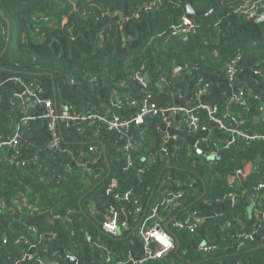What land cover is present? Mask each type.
<instances>
[{"label": "crops", "instance_id": "obj_1", "mask_svg": "<svg viewBox=\"0 0 264 264\" xmlns=\"http://www.w3.org/2000/svg\"><path fill=\"white\" fill-rule=\"evenodd\" d=\"M238 5L239 0H236V7ZM3 57L4 55L0 58V172L3 166H8L12 171L23 167L42 182L58 179L54 168L62 165L66 167L65 170L79 171L99 167L100 173L105 172L106 175L107 167L98 141L106 145L110 174L113 169L126 165L125 145L131 141L146 159L155 160L160 155L172 158L179 150L186 149L188 156H206L207 161H211L215 157V150L226 145L235 132L264 135V63H259L253 57L242 58L231 81L225 67H191L174 78L166 77L163 81L158 79L157 71L152 75L147 70L141 73L145 90L149 93V101L161 108L180 107L188 110L207 103L219 105L222 113H226L229 105H234H227L230 100L243 92L248 104V120L229 130L230 134L226 135L225 140L212 137L211 127L217 125L212 126L213 123L210 122L203 129L196 120L191 122L189 113L181 111L171 118V124L162 117H149L143 124L124 132L116 142L108 143L103 136L105 129L89 119L71 120L69 123L59 121L54 129L55 134H52L47 119L35 118L23 123L22 118L28 114H44L47 111L45 102L50 101L54 109H66L81 116L91 112L106 117L114 115L120 119H129L144 101V92L135 77L118 83L106 74H100L83 82H74L69 77L54 73L53 78L39 75L38 73L50 71L18 67L9 58L5 61ZM29 92L33 95L26 94ZM230 131H233L232 134ZM16 134L19 149L17 156L14 148L7 143ZM198 141H205L210 145L206 154L204 151L203 154L194 153L193 145ZM91 145L95 147L94 151H89ZM256 158L257 162L246 160L239 168L240 173H235L237 169L230 173L231 184L235 182V185L239 184L245 189L248 181L264 183V152ZM19 161H23L24 165H16ZM176 176L193 178L192 174L169 167L165 179L168 181ZM110 181L84 193L78 200V208L63 215L52 211L57 201L48 210L39 212L32 206L23 207L19 204L20 198H16L10 214L4 215L6 210L0 213V264H20L27 255L29 258L25 261H32L34 264H142L138 261L144 256V242L137 236L136 227L143 211L126 210L119 203L120 199L115 198L109 189ZM182 182L171 181L170 184L172 187L175 183L180 186ZM187 182V189H190L191 194L184 193L179 201L181 199L183 205L184 200H188L192 206L189 208L188 205L181 210H195L202 217L201 223H209L201 228L199 246L236 235L241 244L257 238V246L254 248L264 249L261 246L264 244V188L260 189L261 194L258 195L254 186L249 194L248 204L240 211L236 200L229 197H207L204 186H199L192 179ZM170 192L171 189L164 188L154 200L159 208V217L165 222L180 220V212H176L180 206L179 201L172 206L168 205V212L163 211V203ZM109 206L122 214V224L116 235L106 234L100 226L101 219L110 214ZM15 207H18L17 212L14 211ZM9 230L23 232L20 235L27 237V241L21 243L27 246L26 251L21 253L17 248L5 245ZM248 234L251 238H247ZM156 240L157 243L152 244L154 249L158 245L168 244L167 238L162 234ZM176 241L178 240H173L174 249ZM189 245L192 246V242ZM189 245L181 249V252L178 248L177 253L172 249L177 254L176 257L170 251L158 258H169L170 264H190L189 260L184 261L178 254H185ZM31 247L34 249L33 255L28 254ZM234 247L235 245L231 249ZM66 253L73 254L76 260L70 261ZM208 264L231 263L223 259ZM260 264H264V258Z\"/></svg>", "mask_w": 264, "mask_h": 264}, {"label": "trees", "instance_id": "obj_2", "mask_svg": "<svg viewBox=\"0 0 264 264\" xmlns=\"http://www.w3.org/2000/svg\"><path fill=\"white\" fill-rule=\"evenodd\" d=\"M152 3L155 4L154 9L142 10V6ZM191 4L198 10L213 8L205 15H193V28L182 36L175 30L183 25L186 0H1L0 7L10 23V35L7 39L6 21L0 16V53L7 40L4 55L18 67L50 71L57 76L69 77L74 82L106 74L120 83L145 70L151 75L157 71L158 77L171 79L176 73L191 67H225L237 56L253 57L259 63H264V21L256 22L235 12L236 0H191ZM247 106V102L229 105L226 111L228 116L220 110L218 115L223 125L229 129L243 125L249 117ZM193 114L200 126L210 125L211 120L205 111L196 108ZM211 131L213 138L226 139V129L216 126L211 127ZM121 135L122 132L115 130H105L103 134L106 143L116 142ZM199 146L205 154L210 148L205 141H201ZM263 150L262 138L246 141L236 134L228 147L215 150L221 156L219 161H207L206 156L194 153L197 157L188 156L186 149L179 150L172 158L160 155L150 160L142 155L140 149L130 148L127 154L131 158V165L113 169L109 176L105 172L100 173L99 167L79 171L65 170L66 167L62 165L54 168L59 178L47 182L39 181L23 167L12 171L8 166H3L0 172V202L7 206L4 214L7 215L12 212L18 197L20 205L32 206L39 212L48 210L57 201L52 211L63 215L78 208V200L84 193L114 178L112 193L123 194L128 190L132 193L129 199H120L119 203L126 210L140 207L142 211H149L156 205L155 196L164 188L172 190L166 199L176 191L191 194L187 181L192 179L205 187L207 197L235 194L242 211L248 204L256 181H248L243 189L235 182L231 184L230 173L241 168L248 159L257 162L256 157ZM169 167L192 174L193 178L176 176L167 181L165 173ZM141 168L143 171L138 172ZM180 180L183 181L182 185L175 183V186H171V181ZM179 202L176 212H180L178 217L182 220L189 209H181L192 205L188 200H184L183 205L181 199ZM163 204V211L168 212L170 204ZM197 215L201 217L198 212ZM157 218L162 224L165 222L159 217V210ZM174 221L167 225L165 231L172 240L179 241L180 252L192 242L185 254L178 253L190 264H208L223 259L231 264H260L264 258V249L254 248L257 238L241 244L236 235L207 242V245H214L215 248L205 254L199 246L200 231L209 223H201V220L196 224L195 233H190L185 228L174 227ZM20 234L23 232L9 230L5 245L17 248L22 253L27 246L15 242ZM172 255L177 256L174 251ZM169 260L156 257L142 264H170ZM20 264L34 263L25 261Z\"/></svg>", "mask_w": 264, "mask_h": 264}, {"label": "built area", "instance_id": "obj_3", "mask_svg": "<svg viewBox=\"0 0 264 264\" xmlns=\"http://www.w3.org/2000/svg\"><path fill=\"white\" fill-rule=\"evenodd\" d=\"M154 7H155L154 3H152L151 5L146 4L142 6V10L150 11L154 9ZM234 11L237 13H241L256 22H262L264 21V0H239V5L235 7ZM42 19L46 20V17H43ZM183 21H184L183 25L179 26V28L175 30V32L177 33L179 32V34L182 36L186 32H188L191 28H193V24L191 20H188L184 16ZM242 58L243 57L241 56H237L225 66L230 81L234 79L241 65ZM178 74L179 73H176V75ZM133 77L137 79L140 87L142 88L144 92V101L138 107L137 112L129 119H120L118 116H114V115L111 117H106L104 115L97 114V113H91V112H88L84 116H81L78 114H73L66 109H61V110L54 109L50 101H46L45 106L47 108V111L44 114L38 115V116L33 115V114L24 115L22 118V122L26 123L27 121L33 120L35 118L47 119L49 129L51 130L52 134L53 132L55 134L54 129H55L56 124L59 121H65L69 123L71 122V120L89 119V120L99 123L105 130H115L118 132H122L123 134L129 129H132L136 126L143 124L144 121L149 117H162L168 124H171V118L172 117L174 118L177 114L181 113V111H185L190 114L191 122L193 120H196L198 122L197 117L193 114L194 109L198 108L202 111H205L208 114L211 120L210 122L228 131L231 130L229 128H226L223 125L221 118L218 115V113L220 112L219 105L201 103L197 105L196 107L192 109H188V110H185L184 108H180V107L161 108L157 104L149 101V93L145 90L146 89L145 82L143 81L141 74L136 73ZM158 79L160 81H163L165 78L159 77ZM26 94L33 95L31 92L26 93ZM245 102H246L245 95L243 92H240L238 96L234 99H231L230 103H228L227 105L229 104L243 105ZM224 115H227V114L224 113ZM201 127L205 129L204 126H201ZM230 132L232 134L233 131H230ZM234 134L240 135L246 141H251L257 138L264 139V135H260L257 133H252L251 135L250 134L248 135L246 132L241 131V132H235ZM232 139L233 137L230 138L229 141H227V144L224 145V147H228ZM200 142L201 141H198L196 144L193 145V150H194V153L196 154L204 153L201 147L199 146ZM7 143L14 148V154L17 156L19 154V149L17 148L18 134L14 135ZM130 148H134L133 141L128 142L125 145L126 152ZM88 149L89 151H94L95 147L91 145L89 146ZM214 153H215V157L213 158V160L219 161L221 159V156L216 152ZM131 162H132L131 158L127 154L126 165H131ZM16 165H24V162L19 161L16 163ZM142 171H143L142 168L138 169V172H142ZM240 172L241 170L239 169L235 171L236 174ZM110 182L111 183L109 184V189L112 191L113 187L115 186L114 178H112ZM263 188H264V183H257L254 189H256L257 191H260V189H263ZM131 195L132 193L130 190L126 191L123 194L113 193V196L117 199H129ZM182 195H183L182 192L176 191L171 197H169L164 202H168L171 205H173L175 204L174 201L176 199L181 198ZM224 197H229L233 201L235 200L237 201V198L235 194L233 193H229L228 195ZM109 207H110V211H109L110 214L107 218H105L101 222L100 226L106 234L116 235L120 229L122 222L120 220V215L118 211L112 206H109ZM6 209H7V206L4 203L0 202V213ZM136 210L140 211L141 209L140 207H137ZM157 211H158V205L151 207L149 213L143 219L139 229L137 230V236L141 238L144 242V256L139 259L138 261L139 263H143L151 258L161 257L167 254L168 252H170L172 249H174V243H173L172 238L167 234V232L163 228V224L157 218ZM201 220H202V217H199L195 210H189L188 213L186 214V217H184L182 220L174 221L173 226L176 228H185L190 233H195L196 224L200 222ZM160 234L164 235L167 238L168 244L166 246L158 245V247L154 249L152 244L157 243L156 239ZM247 238H251V235L248 234ZM26 241H27V237H25L24 235H19L15 239V242L17 243L26 242ZM213 248H215L214 245L210 247V245H207L206 243L203 245H200V249L205 254L210 253L209 251ZM66 257L72 262L76 260L75 256L71 253H66ZM235 264H239V263H235Z\"/></svg>", "mask_w": 264, "mask_h": 264}, {"label": "water", "instance_id": "obj_4", "mask_svg": "<svg viewBox=\"0 0 264 264\" xmlns=\"http://www.w3.org/2000/svg\"><path fill=\"white\" fill-rule=\"evenodd\" d=\"M0 2H1V0H0ZM212 8H213V6L210 7V9H208V10H198V9H195V8L192 6V4H191V0H186V14H185V18H187L188 20H191V18H192L193 15H205L206 13L210 12ZM0 16L3 17L4 20L6 21V26H7L6 38L8 39V38H9V35H10V23H9L8 19H7L6 17H4V12H3V10L1 9V7H0ZM6 47H7V40H6V42H5V47L2 49V51H1V53H0V58L4 55V53H5V51H6ZM3 58H4L5 61L8 60V59H7L8 57H6V55H4ZM3 70H4V69H3ZM38 74H39V75H41V74L48 75L50 78H53V75H52V73H50V72H44V73H38ZM213 125H215V124H212V126H213ZM226 133H227V134H230L228 130H226ZM251 134H252V133H251ZM251 134H250V135H251ZM98 143H99V145L101 146V149H102V152H103V156H104V163H105V165H106V167H107V173H106V176H109V175H110V169H111V168H110V165H109L108 156H107V154H106V145H105L102 141H98ZM214 146L217 147L216 145H214ZM221 147H224V145H223V146L221 145ZM213 154H214V153H213ZM153 191H154V190H153ZM153 191H152V193H153ZM164 203H165V202H164ZM167 203H168V202H167ZM168 204H170V203H168ZM170 205H171V204H170ZM171 206H172V205H171ZM17 210H18V207H15V208H14V211L17 212ZM146 212H147V210L144 209L143 212H142V214H141V221H140L139 225H137L136 230L139 229V227H140V225H141L143 219L147 216ZM169 223H170V220H169V221H166L165 223H163V227H164L165 230H166V228H167V224H169ZM261 246L264 247V244H262ZM178 248H179V243H178V241H176V246H175L174 251L177 252ZM33 253H34V249H33V247H31V248L29 249V251H28V254L33 255ZM28 258H29L28 255L25 256L24 259H22V262H24V261L27 260Z\"/></svg>", "mask_w": 264, "mask_h": 264}, {"label": "rangeland", "instance_id": "obj_5", "mask_svg": "<svg viewBox=\"0 0 264 264\" xmlns=\"http://www.w3.org/2000/svg\"><path fill=\"white\" fill-rule=\"evenodd\" d=\"M164 228V227H163Z\"/></svg>", "mask_w": 264, "mask_h": 264}]
</instances>
